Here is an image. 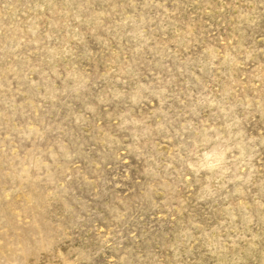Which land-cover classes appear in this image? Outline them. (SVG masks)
Listing matches in <instances>:
<instances>
[{"label": "rangeland", "instance_id": "obj_1", "mask_svg": "<svg viewBox=\"0 0 264 264\" xmlns=\"http://www.w3.org/2000/svg\"><path fill=\"white\" fill-rule=\"evenodd\" d=\"M0 264H264V0H0Z\"/></svg>", "mask_w": 264, "mask_h": 264}]
</instances>
